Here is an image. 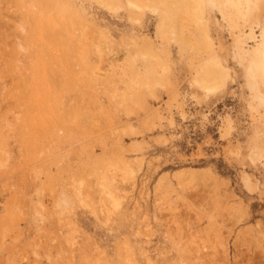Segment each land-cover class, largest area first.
I'll return each instance as SVG.
<instances>
[{
    "label": "rangeland",
    "instance_id": "1",
    "mask_svg": "<svg viewBox=\"0 0 264 264\" xmlns=\"http://www.w3.org/2000/svg\"><path fill=\"white\" fill-rule=\"evenodd\" d=\"M216 4L0 0V264H264V0Z\"/></svg>",
    "mask_w": 264,
    "mask_h": 264
},
{
    "label": "bare ground",
    "instance_id": "2",
    "mask_svg": "<svg viewBox=\"0 0 264 264\" xmlns=\"http://www.w3.org/2000/svg\"><path fill=\"white\" fill-rule=\"evenodd\" d=\"M209 1V3L210 4H213V5H217L216 3L218 2V0H208ZM129 3V5H131V6H137V8L139 7L137 4H135L134 2H132V1H129L128 2ZM63 5V4H62ZM65 5V4H64ZM105 5V4H104ZM104 5H102L103 7H104ZM174 6V5H173ZM68 7H69V5H68ZM107 7V6H106ZM106 7H104V8H106ZM220 7H222V6H220ZM62 8V7H61ZM66 8V7H65ZM108 8V7H107ZM112 8V7H111ZM113 9V8H112ZM140 9H142V8H140ZM64 10V9H63ZM62 10V11H63ZM114 10H116V9H114ZM69 11H70V9H69ZM75 12V11H74ZM71 14V13H70ZM69 15V14H68ZM73 16H74V13L72 14ZM225 16V15H224ZM223 16V17H224ZM54 17V16H53ZM55 18V17H54ZM56 19V18H55ZM86 28V27H85ZM85 32V31H84ZM138 53V52H137ZM143 54H145V53H143ZM143 56H141L140 58H142ZM105 62V60H104V58H102L101 59V64L102 63H104ZM204 68H207V67H204ZM204 68H202L201 69V72L199 71L198 73H197V75H198V77L199 78H197V80H195V78L197 77L196 75V77H194V82H196L199 86H200V88H202V90L203 91H205V93L207 94V93H214L217 89L219 90L220 89V87L223 85V76L219 73V72H216L217 70H215L214 68H210V69H214L215 71H208L209 69L207 68V69H204ZM200 73H201V77L199 76L200 75ZM202 73H205L206 74V76H202ZM195 83V84H196ZM196 84V85H197ZM250 87H251V89L255 92V89H256V87H255V83L254 82H251L250 83ZM255 96L258 98V100L260 101V102H263L264 103V97H262L261 95H259V94H257L256 92H255ZM131 168H127V170H126V172L128 173V174H132L133 172H132V170H130ZM124 171V170H123ZM182 171V170H181ZM195 173V172H194ZM176 174H178L177 172H176ZM192 174H193V172H192ZM243 182V181H242ZM245 182H247V181H245ZM245 184V183H244ZM249 184V183H248ZM247 184V185H248ZM245 186V185H244ZM249 186V185H248ZM251 186V185H250ZM249 186V187H250ZM111 195V196H110ZM109 196L110 197H113L114 195L113 194H110ZM113 195V196H112ZM113 200H114V197H113ZM117 200V199H116ZM118 201V200H117ZM115 202V204H116V206H117V203L119 202ZM114 202L112 203V204H114ZM119 206V205H118ZM116 208V207H115Z\"/></svg>",
    "mask_w": 264,
    "mask_h": 264
}]
</instances>
